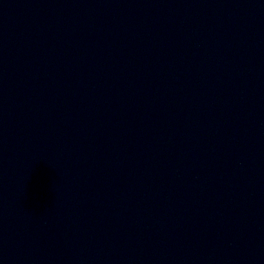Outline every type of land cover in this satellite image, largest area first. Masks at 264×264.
I'll return each mask as SVG.
<instances>
[{
  "label": "water",
  "instance_id": "water-1",
  "mask_svg": "<svg viewBox=\"0 0 264 264\" xmlns=\"http://www.w3.org/2000/svg\"><path fill=\"white\" fill-rule=\"evenodd\" d=\"M0 264H264V0H0Z\"/></svg>",
  "mask_w": 264,
  "mask_h": 264
}]
</instances>
